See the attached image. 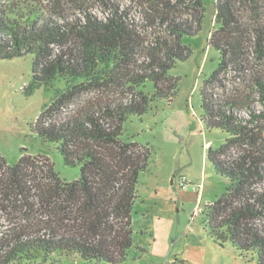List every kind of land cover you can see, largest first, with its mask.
Here are the masks:
<instances>
[{"label": "trees", "instance_id": "obj_1", "mask_svg": "<svg viewBox=\"0 0 264 264\" xmlns=\"http://www.w3.org/2000/svg\"><path fill=\"white\" fill-rule=\"evenodd\" d=\"M243 1L253 8L257 4V0ZM62 2L79 10L91 2H101L111 16L99 20L88 15L85 22L78 21L63 12ZM213 2L221 27L212 36L211 46L221 59L203 85L201 122L208 130L228 135L218 150L210 149L208 160L230 181V186L207 206L206 219L216 242H230L241 254L255 253L257 264H264V224H260L264 221V192L251 190L254 181L260 180V158L248 151L231 159L232 149L253 147L262 140L264 81H257L258 101L263 107L258 113L242 95L209 92V85L221 82L229 55L242 53L240 46L230 41L226 42L229 49H225L223 38H229V33L240 24L235 10L237 2ZM52 11L47 16L38 6L1 4L0 59L31 58L34 83L62 75L90 80L91 84L79 86L80 89L93 85L120 89L128 85L134 90L131 97L95 105L93 110L87 109L61 124L39 119L33 128L36 134L44 142L59 144L65 163L80 166L81 176L63 183L51 171L53 184L42 189L46 194L42 204L53 207L50 214L59 217V223L56 221L57 226L51 228H20L7 235L0 230V264H28L55 254L119 264L126 261L134 244L137 185L152 158L138 142L123 139V125L130 116L145 115L158 101L173 100L176 84L168 83L172 79L169 74L177 63L186 62L192 52L180 43L186 32L172 28L175 44L168 46L165 42L167 49H154L150 68L133 76L131 66L137 64L138 50L132 37L136 34H131L125 12L117 4L112 0H54ZM101 65L104 68L98 71ZM149 83L154 87L151 92L147 91ZM31 165L30 157H22L11 166L0 158V166L6 170L0 185L9 201L30 195Z\"/></svg>", "mask_w": 264, "mask_h": 264}, {"label": "rangeland", "instance_id": "obj_2", "mask_svg": "<svg viewBox=\"0 0 264 264\" xmlns=\"http://www.w3.org/2000/svg\"><path fill=\"white\" fill-rule=\"evenodd\" d=\"M53 1L0 0V5L38 6L50 16ZM112 1L125 12L127 27L131 34H136L132 37L138 50L137 64L131 66L133 76L150 68L154 49H167L165 42L168 46L175 44L172 28L186 32L180 43L192 52L186 62L177 63L169 74L172 79L168 83L176 84L177 95L173 100H160L145 115L130 116L123 125V139L138 142L152 158L137 185L134 244L126 261L119 264H257L255 253L241 254L230 242H216L206 219L207 206L230 186V181L208 160L210 149L218 150L228 135L208 130L201 122L203 85L221 59L211 46L212 36L221 27L214 15L213 0ZM235 1L240 24L229 33V38L223 37L224 48L229 49L226 42L230 41L238 44L242 53L229 55L227 68L220 75L221 82L209 85L208 89L220 95H242L258 113L263 110L258 101L257 81H264V0H257L254 8L243 0ZM62 7L66 15L83 22L88 15L99 20L111 16L101 2H91L80 10L65 2ZM103 68L99 66L98 71ZM41 79L34 83L31 58L0 59V158L9 166L22 157H30L33 163L28 168L31 193L26 200L18 196L9 201L0 185V230L6 235L20 228L57 226L59 217L50 214L53 207L42 204L46 196L42 189L53 184L52 173L63 183L81 176L80 166L65 163L59 144L44 142L36 134L33 128L39 119L61 124L87 109L93 110L95 105L131 97L134 90L128 85L120 89L97 85L80 89L79 86L91 84L90 80L62 75L54 80ZM153 90V84L149 83L147 91ZM260 124L264 130V123ZM248 151L260 158V180L254 181L251 190L262 193L264 133L256 146L232 149L231 159H238ZM5 171L0 166V178ZM182 177L188 182L186 190L179 186ZM28 264L105 263L55 254Z\"/></svg>", "mask_w": 264, "mask_h": 264}, {"label": "built area", "instance_id": "obj_3", "mask_svg": "<svg viewBox=\"0 0 264 264\" xmlns=\"http://www.w3.org/2000/svg\"><path fill=\"white\" fill-rule=\"evenodd\" d=\"M179 186L183 189L186 190L188 187V182L185 178H180Z\"/></svg>", "mask_w": 264, "mask_h": 264}, {"label": "water", "instance_id": "obj_4", "mask_svg": "<svg viewBox=\"0 0 264 264\" xmlns=\"http://www.w3.org/2000/svg\"><path fill=\"white\" fill-rule=\"evenodd\" d=\"M173 182V181H172Z\"/></svg>", "mask_w": 264, "mask_h": 264}]
</instances>
